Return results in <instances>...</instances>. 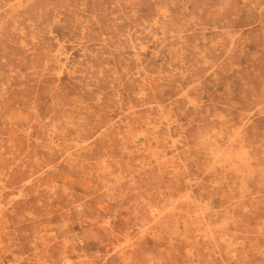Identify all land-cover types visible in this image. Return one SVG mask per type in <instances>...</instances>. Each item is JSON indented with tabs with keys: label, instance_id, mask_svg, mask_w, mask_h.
I'll list each match as a JSON object with an SVG mask.
<instances>
[{
	"label": "rangeland",
	"instance_id": "rangeland-1",
	"mask_svg": "<svg viewBox=\"0 0 264 264\" xmlns=\"http://www.w3.org/2000/svg\"><path fill=\"white\" fill-rule=\"evenodd\" d=\"M0 264H264V0H0Z\"/></svg>",
	"mask_w": 264,
	"mask_h": 264
}]
</instances>
